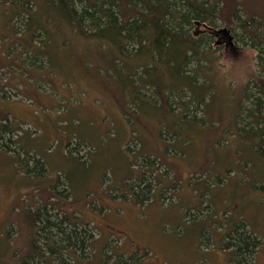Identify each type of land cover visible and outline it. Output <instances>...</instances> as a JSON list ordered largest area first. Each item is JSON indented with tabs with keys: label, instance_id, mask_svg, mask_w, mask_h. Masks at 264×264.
Segmentation results:
<instances>
[{
	"label": "rangeland",
	"instance_id": "obj_1",
	"mask_svg": "<svg viewBox=\"0 0 264 264\" xmlns=\"http://www.w3.org/2000/svg\"><path fill=\"white\" fill-rule=\"evenodd\" d=\"M190 29L196 37L206 31L199 25ZM212 34L219 49L212 50L210 63L217 60L219 66L208 76L218 86L206 126L194 122L175 140L160 137L161 118L134 114L119 77L106 74L109 61L98 54L97 42L57 35L46 66L38 69L19 61L20 43L10 54L0 46V126L8 121L15 129L6 136L15 146L0 147V264H17L28 253L36 231L32 215L68 186L73 197L49 203L89 224L84 228L94 247L86 264H116L115 252L136 254L147 264H236L232 232L242 223L249 226L241 232L262 240L246 264H264V158L228 128L236 111L232 93L240 97L260 73L258 49L240 30L219 25ZM39 38L35 47L45 46ZM25 52L27 62L32 54ZM163 69L159 65L157 72ZM25 153L44 160L45 172L28 175L20 167L24 155L26 161L31 157ZM154 168L161 182L152 180L143 204L134 195L121 198L125 186L134 194L146 191L141 176L147 179ZM229 233L234 238L225 237ZM44 234L35 237L38 254L45 251L38 239Z\"/></svg>",
	"mask_w": 264,
	"mask_h": 264
},
{
	"label": "trees",
	"instance_id": "obj_2",
	"mask_svg": "<svg viewBox=\"0 0 264 264\" xmlns=\"http://www.w3.org/2000/svg\"><path fill=\"white\" fill-rule=\"evenodd\" d=\"M194 25L203 27L206 30L204 35L196 37L192 34L190 28ZM219 25L232 31L240 30L244 37L250 39L252 47L258 49L260 73L248 80L240 97L238 92L232 93L236 111L235 118L230 117L232 122L228 128L232 130L233 138L246 141L264 158V0H0V46L6 48L2 54H10L11 48L20 43L19 61L38 69L46 66L47 51L57 35L61 39L60 35L67 33L72 38L97 42L98 54L109 61L106 74L115 80L119 77V85L134 114L161 118L160 137L166 135L172 140L176 136L181 137V133L194 122L202 124L201 127L206 126L207 108L218 86V79L209 77L208 73L214 71L215 74L219 66L217 60L210 63L216 54L211 53L212 50L219 49L212 45V31ZM19 29L24 32L21 34ZM39 37H44L45 46L35 47ZM63 41L67 45L68 41ZM4 43L7 44L4 46ZM205 44L212 49L207 48L206 51ZM25 51L32 54L27 62L22 59ZM204 61L208 64L204 65ZM159 65L164 68L162 73L157 72ZM250 84L252 86L248 88ZM244 100L251 101V107H244ZM6 123L8 121L0 126V147L9 151L15 143L6 136L15 129ZM167 123L175 129H169ZM224 139L227 144L229 140ZM174 146L167 145L170 150H174ZM25 154L31 157L26 161L24 155L20 167L28 175L45 172L43 160ZM30 162L32 166L29 167ZM147 172L150 180L144 179V175L140 180L145 182L146 191L142 189L134 194L132 187L125 186L121 198L134 195L138 203L143 204L150 193L151 183L161 182L155 175V168ZM244 176L246 179V172ZM67 188V192L58 191L51 200L73 197L71 188ZM112 196L115 197L116 193ZM50 201L32 215L36 231L30 240L28 253L19 257L17 264H30L32 260L38 264L34 262L37 258L39 264H86L88 253L94 247L90 241L92 237L88 240L84 228L89 224L82 220L78 222L76 218L71 220ZM196 210L199 214L200 210ZM248 226L244 223L234 226L232 234L235 233L236 240L232 239L231 233L225 236H230L231 242L236 244V264H246L247 254L251 256L259 242L262 245L258 235L253 234L256 238L251 239L245 231L241 232ZM42 232L44 236L38 239L43 242L45 251L38 254L35 237ZM113 254L116 264H147L141 263L143 259L136 254Z\"/></svg>",
	"mask_w": 264,
	"mask_h": 264
},
{
	"label": "crops",
	"instance_id": "obj_3",
	"mask_svg": "<svg viewBox=\"0 0 264 264\" xmlns=\"http://www.w3.org/2000/svg\"><path fill=\"white\" fill-rule=\"evenodd\" d=\"M1 104L3 103V101L1 100V102H0ZM20 152V151H19ZM45 160H46V158H45ZM44 161V160H43ZM14 164V163H13ZM16 164V163H15ZM46 164H47V162H46ZM15 166V165H14ZM18 168V167H17ZM18 172H19V169H18ZM102 200H107V197H102Z\"/></svg>",
	"mask_w": 264,
	"mask_h": 264
},
{
	"label": "water",
	"instance_id": "obj_4",
	"mask_svg": "<svg viewBox=\"0 0 264 264\" xmlns=\"http://www.w3.org/2000/svg\"><path fill=\"white\" fill-rule=\"evenodd\" d=\"M223 31H225V30H223ZM226 32V31H225ZM227 33H229V32H227Z\"/></svg>",
	"mask_w": 264,
	"mask_h": 264
}]
</instances>
